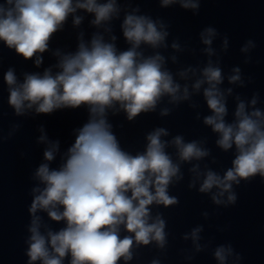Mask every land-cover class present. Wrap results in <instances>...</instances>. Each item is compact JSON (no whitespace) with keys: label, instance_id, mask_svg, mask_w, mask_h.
<instances>
[{"label":"clouds","instance_id":"1","mask_svg":"<svg viewBox=\"0 0 264 264\" xmlns=\"http://www.w3.org/2000/svg\"><path fill=\"white\" fill-rule=\"evenodd\" d=\"M157 2L162 9L179 6L198 15L203 0ZM134 3L0 0V42L38 69L44 63L42 54L51 51L55 57V63L42 71L18 76L10 66L3 72L13 114L35 119L59 110L87 112L85 122L72 130L74 142L65 150L59 139L49 137L43 124L38 126L36 143L44 147L42 160L30 176L26 264H130L137 251L149 245L158 251L150 264H161L170 233L164 213L153 209L180 203L170 189L185 181V166L188 190L207 196L217 208L237 203L236 188L242 182L256 177L264 182V108L259 106V92L248 97L235 91L252 83L251 76L245 77L238 65L225 72L228 36L209 25L198 33L203 46L199 49L187 41L182 44L178 37L169 43L170 24ZM81 13L91 16L88 25L95 30L90 35L82 28L86 15ZM70 17L72 27L79 30L75 48L51 50L54 35L64 30ZM115 21L124 48L118 46ZM217 40L218 47L214 46ZM256 47L253 39L240 47L244 64L252 62ZM185 52L192 56L199 52L204 59L183 64L180 54ZM170 64L177 66L175 70ZM197 97L208 114L199 110ZM184 104L194 111L195 120L211 130L215 147L232 154L230 167L218 171L211 166L217 159L207 136L186 140L163 126L145 133L143 149L133 153L122 146L110 119L121 113L129 123L142 114L158 113L164 118ZM9 127L8 136L0 128V144L21 124ZM201 215L208 220L210 214ZM50 222L62 226L53 228ZM203 232L204 225L197 224L182 234L183 241H191L190 248L180 249L185 261L210 249L217 264H241L243 256L230 242L212 247L211 239L202 243Z\"/></svg>","mask_w":264,"mask_h":264}]
</instances>
